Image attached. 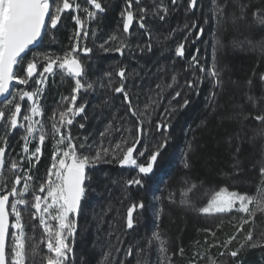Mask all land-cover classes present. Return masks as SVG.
<instances>
[{"label": "trees", "instance_id": "16d2710c", "mask_svg": "<svg viewBox=\"0 0 264 264\" xmlns=\"http://www.w3.org/2000/svg\"><path fill=\"white\" fill-rule=\"evenodd\" d=\"M126 2L127 0H111L114 8L105 9L103 13H99L98 27L103 36L109 34L114 27L121 5ZM181 2L182 0H177L176 4H172L170 0L165 1L168 14L163 20L158 19L157 32L165 36L174 23L185 19L187 25L194 28V31L184 37L187 42L183 43L185 48L183 57L176 55L173 57L174 53H170L173 44L168 42L167 45L165 43L164 46L167 48L163 49V52L156 42L158 39L159 41L163 39H160L153 28L144 29L142 33V36L151 44L150 50L147 48L134 52L127 47L123 55L115 52L112 56L103 57H100L99 51L92 52L93 55L95 53L97 57H100L99 62L96 63L98 73L108 70L103 69L101 65L115 67L117 64L120 67L123 65L135 68L132 70L134 93L129 96L133 99H143L148 95L147 112H155L151 124L154 126L149 135L167 137L168 143L161 157L158 158L153 174L143 178L145 182L142 188L127 187L125 184L127 195L124 196L123 192L118 190L114 197H109V201H99L95 209L91 207L95 199L90 201L92 196H89L88 202H90L85 205V215L79 220V225H83L76 228L75 241L76 248L84 253L85 261L77 260L73 264H104L105 250H110L116 242L130 246L132 251L130 256L122 251L121 254L116 253L115 255L119 254L117 264H134L136 258L146 264L150 260V253L152 264L157 255V243L153 241L149 245L148 241L155 231L156 199L151 200L147 196L151 195L153 190L158 194L156 196L160 197L159 203L162 209L158 230L168 241L166 247L169 256H173V264H198L202 260L200 256L211 257L217 264H264V235H262L264 214L258 213L254 221L244 225V230L239 233L237 240L228 246L229 251L239 249L237 256L231 257L226 254L222 257L219 253L225 250L222 247H211V245L222 244L235 233L237 230L235 225L242 215L232 214L235 216L234 219L233 216L230 217V214L206 215L179 203L181 193L188 187L185 181L197 185L196 189L189 194L196 208L206 206L212 195L224 187H227L229 191L249 195H255L258 190L259 169L264 165V135L259 133L260 129L264 128V123L257 121L255 117L264 115V80L261 79L264 76V50L258 44L259 41L264 40V26L256 22L254 14L259 12L264 15V0H219L218 4L224 6V15L219 18V22L217 18L216 23L211 12V0H197L196 9L188 8V0H183L182 5ZM185 6L189 11L187 16L184 14ZM242 13L243 18H240ZM208 19L209 24L203 27L205 20ZM60 27L61 24H58L57 29L52 30V33H56V38L54 37L52 42L55 45L61 43L63 47H66L69 43L70 29L60 30ZM200 28L204 30L202 37L198 35ZM73 29L76 30V25ZM89 31L88 47L92 44L90 42L92 33L91 30ZM213 31L220 38L222 45L217 48V56L219 69L224 77L219 75L221 83L218 87L213 77L212 82L208 80L210 77L208 69L212 68L214 63H212L211 46L204 45L208 33ZM248 40L257 46H250L247 43ZM188 43H191L190 48L187 46ZM44 44H46V38L36 51H42ZM53 48L57 49V47ZM195 50L200 65L205 68L203 73L193 68L189 62L188 56ZM213 50L215 51V48ZM171 63L175 64L174 67L178 69L179 76L183 80H191V76L188 75L192 68L196 77H201L203 82L195 89L187 87L186 90H180V97L173 99L177 90L174 91L172 87H169L173 69L170 66ZM109 72L118 78L115 70ZM98 73L89 76L90 82L96 89L100 84ZM82 79L85 80V77ZM127 79L128 76L124 81L125 89L128 87ZM54 83L53 81L49 83V88H52V91L48 93L49 97L57 96L60 92L59 85ZM87 92L89 95L84 101L85 112L78 116L84 127L80 128L79 124L75 123L71 126L72 133L89 137V140H93L96 144L101 141L105 145L109 142L113 144L119 142L120 136H117L118 131L115 129H121L120 125L123 126V124L116 120L111 110L112 104L106 103V97L98 98V93L91 95L90 90ZM213 92L216 93L215 97L212 96ZM107 93L109 96H115L114 103L127 111L126 104L120 105L123 94H114L113 91L111 93L107 91ZM149 96H152L155 102L152 106H150ZM249 97L252 99L250 100ZM184 100L188 101L187 106L180 107ZM173 108L175 111H172ZM164 121L169 125L167 132L155 131V125ZM109 124L112 125V129L101 138L100 133L104 132ZM121 132L123 134V131ZM124 137L127 138V135ZM189 145L192 146L191 151H188ZM154 146L151 144L150 149ZM42 152L44 156L40 157V163L34 168V173L43 170L50 163V149L43 146ZM186 152L188 168L184 167ZM89 169L95 177L94 186L107 194L110 190L107 192L106 188L108 189V185L112 186L115 180L122 185L127 179L137 174L135 169L121 167L116 162L100 163ZM103 172H107L110 177L101 180L99 177ZM12 186V179H0V189L4 190ZM149 186H152V189H149ZM170 195L177 201L176 203L169 200ZM139 202H143L144 208L134 211V226L128 229L126 227L127 211L132 204ZM107 204L114 205V213L110 217H105L103 214ZM250 229L253 230V240L257 241V246L251 247L249 242L240 248V244L244 243L245 234ZM212 233L215 235L213 236ZM151 246L153 247L150 248ZM181 248L184 250L183 255L180 254Z\"/></svg>", "mask_w": 264, "mask_h": 264}, {"label": "snow or ice", "instance_id": "6c2138e0", "mask_svg": "<svg viewBox=\"0 0 264 264\" xmlns=\"http://www.w3.org/2000/svg\"><path fill=\"white\" fill-rule=\"evenodd\" d=\"M170 2L176 4L177 0H170ZM86 3L92 7V10L82 7L77 0H0V173L5 169L8 136L14 131L21 130V139L23 140L20 159L12 160L9 164V169L15 174L13 186L10 190L5 188L0 191V264H26L30 258L34 261L38 255L41 257L42 264H68L73 252L76 221L81 211V201L87 191L86 180L90 179L86 170L100 163L116 162L121 167L136 170L137 174L125 181L126 186L142 188L145 182L143 178L153 174L158 158L167 147V137H162L150 152L146 145L141 146V141L148 137L152 130L151 121L145 115L147 106L144 111L138 112L129 93L125 90L126 70L123 67L116 72L121 82L113 90L123 94L127 113L134 118L133 125L123 129L124 132L129 133L131 139L122 134L119 142L114 144L109 142L108 145H105L101 141L93 147V145L87 144L88 137L85 136L81 139L72 135L71 126L76 122L75 118L83 114L86 108L84 102L77 105L79 94L81 90L93 89V83L82 79L86 77L87 73L85 64L78 54L88 55L92 52L86 43L89 38L88 23L96 19L98 13L105 11L99 0H86ZM213 3L219 22V18L224 15V6L216 4L215 0ZM134 4L137 6L135 11L133 10ZM154 6L156 12L153 14L163 20L168 14V8L155 3V0ZM188 8L196 9L197 0H188ZM81 11L85 13L84 18L79 15ZM66 12L77 13L72 17L77 27L71 38L70 49L62 55L52 52L38 53L36 49L40 47L43 39L50 36L51 30L57 29V25L61 24L62 15ZM148 12V8L141 6V0H127L126 8L121 12L123 17L122 32L131 35L130 29L134 20L137 21L140 29L146 30L147 25L144 21ZM254 15L256 22L264 26V15L259 12ZM240 18H243V13ZM203 31V28H200L198 35H202ZM111 39L117 40V37L113 36ZM247 43L252 47L257 46L251 40H248ZM216 44L222 47L219 39ZM258 44L264 50V40L259 41ZM100 46L103 48L104 44ZM127 47L128 44L124 40H120L114 50L123 55ZM146 47L150 50L151 44ZM175 55L178 57L185 55L183 43L175 48ZM191 66L201 73L205 72L204 66L200 65L196 55L191 57ZM58 70L73 79L74 87L72 95L63 97L61 107L48 117V120L51 121L49 133L45 130L44 109L40 101L44 97L49 79L52 78L55 82ZM209 75L214 78V83L218 87L221 82L215 64H213ZM261 79L264 80V76ZM172 82H176L175 77L172 78ZM202 82L203 79L197 76L195 83L191 80L186 83L189 89H195ZM30 83L31 89L27 87ZM19 85L26 87L19 88ZM180 95V91H176L173 99L179 98ZM215 95L216 93L213 92L212 96L215 97ZM249 99L251 100L252 97ZM187 103L188 101L184 100L180 107L187 106ZM65 104L67 107H63ZM172 111H175V108ZM255 119L264 123V115H258ZM79 127L83 128L84 124L79 123ZM168 127L166 121L160 122L155 125V131L167 132ZM110 129H112L111 124L104 132L100 133L101 138L107 135ZM115 131H121V129L117 128ZM259 134L264 135V128L260 129ZM49 135L54 142L51 164L45 178L33 188L31 182L34 180V175L32 171L40 163V157L43 155L42 148ZM33 141H36L35 146L30 150L29 145ZM138 147L141 148L140 151H137ZM85 148L88 151H81ZM191 150L192 146L189 145L188 151ZM146 152L148 155L145 157ZM141 157L145 158L144 161L138 162ZM25 161H27L26 166ZM184 167H189L187 152L185 153ZM259 172L260 180L255 195L229 191L227 187H224L212 195L206 206L199 208L194 206L189 196L197 185L185 181L188 187L181 193L179 200L181 205L206 215L243 214L235 225L237 229L235 233L222 244L213 243L211 245V247H222L225 250L219 253L222 257L226 254L231 257L237 256L239 249L229 251L228 246L237 240L239 233L244 230V225L254 221L258 213L264 214V165L260 167ZM29 192L32 195L27 198ZM168 198L173 203L177 202L172 195ZM20 206H23V211L35 210L32 212L31 219L38 220L39 223L33 225V231L36 227L43 229V235L38 243L30 247L26 246L27 234ZM137 208L143 209V202L132 204L129 207L126 215L128 229H132L134 226L133 213ZM234 218L235 216H233ZM212 235L214 236L215 233ZM28 239L32 238L28 237ZM153 241L158 242L159 250L164 254L167 264H171L170 259L167 258L166 245L168 241L158 231L153 232L152 238L148 241L149 245ZM249 242H251V247L257 246V241L253 240L252 229L245 234L244 243L240 244V248ZM40 245L46 247L47 255L40 252ZM183 253L184 250L181 248L180 254L183 255ZM131 254L132 251L129 248L127 255ZM197 255L200 256L199 253ZM200 258L204 257L200 256ZM212 264H217V262L212 261Z\"/></svg>", "mask_w": 264, "mask_h": 264}, {"label": "rangeland", "instance_id": "374dc122", "mask_svg": "<svg viewBox=\"0 0 264 264\" xmlns=\"http://www.w3.org/2000/svg\"><path fill=\"white\" fill-rule=\"evenodd\" d=\"M165 1L166 0H155V3H159L163 7H165V4H166ZM218 1L219 0H215V3L218 4ZM77 2L80 3L82 7H88L89 10H92V7L89 4L86 3V0H77ZM99 2H101L102 6L106 10L114 8V5L112 6V4H111V0H99ZM126 3H123V5H121L119 13L117 14V18H116V20L114 22L115 25L110 30L109 34L107 33L106 35L103 36L101 31H99V27H98L99 18H100V16H98L99 13L97 14L96 19L91 20L88 23V30H91V33H92V36H91L92 40H90V42L92 44L90 45V47H91V49L94 48V49H92V52L96 53L97 51H99L100 57H103L105 55H111V56L114 55L115 52H116L114 49L119 44L120 40H124V42L128 44V47H130L134 52L139 51V49H143V50L147 49L146 45L149 44V41H148V39H145L144 36H142L143 35L142 33L144 32V29H140L138 27V23H137L136 20H134L133 26L130 29L131 35L124 34L122 32L123 17L121 16V12L126 8L125 7ZM182 4H183V0L181 2V5ZM141 6H144V7L149 9V12L147 13L145 21H144V23L147 25V29L153 28V31H155L158 34V32H157L158 22L157 21L159 19V16L153 14V13L156 12V7L154 6V0H141ZM136 7L137 6L134 4L133 5V10L134 11L136 10ZM183 9H184V6H183ZM185 9H186V12L184 14H185V16H187L189 11L186 8V6H185ZM211 12H212V16H213L214 22L216 23L217 22V16H216L215 11H214L213 0H211ZM76 14L77 13L66 12L64 15H62V18H61V22L62 23H61V27L59 29L60 30H66L68 28L70 29L69 33H68L70 35L69 43L67 44V46L63 47V45L61 43H58L56 45L53 44L54 42H52V39H53V37L56 38V33L55 32L52 33V30H51L50 36L46 38V44H44V49L42 51L38 52V53L52 52V53H55V54H58V55H62L65 51L69 50L71 38H72L73 32L75 31L73 29V26L76 25L75 21H74V19L72 17L74 15H76ZM79 15L81 16V18L85 17V13L83 11L79 12ZM137 15H139V13H137ZM208 21H209V19L205 20V22L203 24V27H206V25L209 24ZM216 26H215V30L217 28ZM193 31H194V28L190 27V25H187V22L185 21V19H183L182 21H177L176 23H174V25L169 29L168 33L165 36H163L161 33H160V35L158 34V36H160V39H163V40L159 41V39H158V41H156V42H158L159 47L161 48V50L163 52H164L163 49L167 48V46H164L165 43H166V45H167V42L170 43V44H173V48H172V51H170V53L171 54L174 53L173 54V57H174L175 48L177 46H179V44H181V43H186L187 40H185L184 37L187 34H192ZM113 36L117 37V40H112L111 37H113ZM200 36L202 37V35H200ZM201 37H200V39H201ZM217 39H220V38H218V36L215 34V31H213V33H208L206 41L204 42V45H207V46L210 45L211 46V49H212V61H213L212 63L215 64L216 70L219 72L220 77H224L223 73L220 72L219 64H218L217 48H219V46L216 44ZM87 41H86V43H87ZM106 41L108 43H105ZM101 44H104L103 48L100 46ZM190 44L191 43H188L187 46L189 47ZM220 44H221V42H220ZM53 47H55V48L57 47V49H54ZM213 48H215V51L213 50ZM46 49H49V50H46ZM92 52L90 54H88V55H85V56L82 55V54H78V55H80L81 61L85 64L86 73H87V75L85 77L86 82H90L91 78L89 76L91 74L98 73V71H99L98 69H96V63L99 62L100 57H97L95 55V53L93 55ZM196 52L197 51L195 50V52H193L192 54H190L188 56L189 57L188 59H189L190 63H191V57L193 55H196ZM101 66L104 67L103 69H105V70L108 69V70L104 71V72L101 71L102 73H98L100 75L99 78H98V79H100V80H98L100 84L98 85L97 89L95 88V86H93V89L90 90V94L91 95H93V94L97 95V93H98L99 94L98 98L100 97L102 99H104L106 97L105 98V101L107 100L106 103L107 104H109V103L112 104L111 105V110H113V113H114V116H115L116 120L118 122L120 121V124H123V126L120 125L121 131H123L124 128L131 127V124L134 122V119H132V117L130 116V114L127 113V111L122 110V108L119 107V104H115L114 103L115 98H116L115 96H113V95L109 96L108 93H107V91L110 92V93L113 91L114 94L116 93V92H114L113 89L115 87L119 86L121 81H120L119 77H118L119 79L115 78V75L112 74L109 71L113 72L115 70V73H116L120 66H117V64L115 65V67H112L110 65L108 67H106V65H101ZM170 66L173 67V69L171 70L172 72L169 70V72L172 73L171 81H170V85H171L172 89H174V91H175V89L177 91L186 90L187 89V83H186L187 81L183 80L179 76L178 69L176 67H174L175 64L171 63ZM121 67H123L125 70H128L127 72L125 71L126 78L128 76V79H127L128 87H126L125 90L130 95H133V93H134L133 92L134 85L132 86V84L134 82V79L132 80V77H133L132 70L135 69V68H130V66H123V65ZM211 69L212 68L209 67L208 71L210 72ZM109 73H111V76H109ZM188 76H191V78H190L191 80H193L196 77V75L193 72L192 68H191V72H190V74ZM173 77H175V79H176L175 83L172 82V78ZM208 80H210L211 82L213 81L211 76L208 78ZM52 81H53L52 78H50L49 79V83L52 82ZM193 81H195V80H193ZM49 83H48L47 88L45 89L44 97L41 99L40 103H41V105H42V107L44 109L43 120H44V123H45V130L50 133V131H51V121L48 120V117L52 114L53 111H56L58 108L61 107V100H62L63 97L72 95V88L74 87V81H73V79L71 77L63 75L58 70L57 71V75L55 76L54 85H59L60 92L57 94V96L53 95L52 97H49V94H48L49 92L52 91V88L51 87L49 88V86H50ZM18 87L19 88H24L26 86L19 85ZM27 87L29 89H31V87H32L31 83ZM87 91L81 90V93L79 94V97L77 99V105H79L81 102H84V101L87 100V97L89 95V93ZM210 91H211V89H210ZM101 93H102V95H100ZM149 97H150V101H151L150 102V106H152L155 102H154L152 96H149ZM147 98H148V95H147V97H144L143 99H138V98H134L133 99V97L131 96V99L133 100L134 105L137 107V111L138 112H141V111L145 110V106H147V104H148V103L146 104ZM120 101H121L120 105L121 106L122 105L125 106V103L123 102L122 98H121ZM63 107H67V105L65 104V105H63ZM117 108H118V110H117ZM126 110H127V108H126ZM22 113H23V108H22ZM154 113H155L154 111H151L150 113H148L147 111L145 112V115L151 121V124L153 123V120H152L153 116H155ZM79 119L80 118H78V116H77L75 118L76 122H74L73 124L81 123L79 121ZM112 120H113V118H112ZM153 126L154 125H151V128ZM145 127H148V125H145ZM121 131H118V134H117V136H120V138H121V135H122ZM134 132H135V130L133 128V135H134ZM72 135L74 137H80L81 139H83V137H84L83 135H79L78 136L74 132L72 133ZM126 135H127V138L131 139V137L129 136V133L123 131V136H126ZM89 139L90 138L88 137V140ZM160 139H161L160 135L159 136H157V135L156 136L155 135L150 136L149 135L148 137H146L144 140L141 141V146H145L146 145L148 147L149 152H150V151H152L154 149V148L150 149V145L151 144L155 145L156 143H158L160 141ZM88 140H87V144L93 145V147H95L96 142H94L93 140H89V142H88ZM35 143H36V141H33V143L29 145L30 150L34 148ZM78 143H79V141H78ZM22 145H23V140L21 139V130L14 131L10 136H8V146H7V150H6V154H5V161H6L5 169H4V171L2 173H0V179L10 178V179H12V185L14 183L15 174L9 169V164H10V162L12 160H17L18 161L20 159V156L22 155ZM44 147L45 148L48 147L50 149L51 156H52V153H53V150H54V142H53V140H52L50 135H49V138L45 140ZM140 150H141V148L138 147L137 151H140ZM81 151H88V149L87 148L81 149ZM147 155H148V152L145 153V157ZM51 156L49 157V160H50L49 162L50 163H49V165L46 168H43V170H40V171H36V173H34V169H33L32 174L34 175V180L31 182L32 185H33V188H35L37 186L39 181H42L45 178L47 170H48V168H49V166L51 164ZM144 159H145L144 157L139 158V162L144 161ZM26 165H27V161H25V166ZM86 171H87L88 175L90 176V179L87 180V183H86L87 191H86L85 197L81 201V211H80V214L77 217V221H76L77 222V228H79V226L83 225V224L79 225V220H80V218H82L83 215H85V205L88 202V198H89L90 195L92 196V197H90V201L95 199L93 201V203H92L93 205L91 206L92 209H95V206L97 205V203H99V201H102V200L103 201H107V200L109 201V197H111V196L114 197V195L117 194L118 190H121L123 192L124 196L127 195L124 182L121 185L119 182H117L114 179L115 182L113 183V185L112 186L108 185V189L106 188L107 192H108V190H110L109 194H107V193L103 192L101 189H99L98 187L94 186L95 177H94L93 173L91 172V170L87 169ZM109 177H110V175L107 172H103L102 175L99 178L101 180H105V179H107ZM111 179L113 181V178H111ZM22 183H23V181H22ZM161 184H163V183H161ZM159 186L161 188H163L161 185H159ZM10 189L11 188H8L7 190H10ZM149 189H152V186H149ZM0 191H3V190L0 189ZM153 191H155V190H153ZM162 191H163V189H162ZM152 192H151V195L149 194L147 196V198L151 199V200L153 198L156 199V203H155V206H154V211H155V216H156L155 217V221L156 222H155V231L154 232H157V231L159 232L158 227L160 225V216L162 214L161 204L159 203L160 197L156 196V195H158L157 193H155V192L152 193ZM152 194H155V195H152ZM31 195H32V193L29 192L27 194V198H30ZM41 195H43V194H41ZM128 205L129 204H127V206ZM127 206H126V208H127ZM20 207H21V209L23 211V206H20ZM106 207L107 208H106V210H105V212L103 214L105 215V217L106 216L110 217L112 215V213H114V209H113L114 205L113 204H107ZM137 209H138V211H140L139 208H137ZM34 211H35L34 209H30L29 211H23V220H24V223H25V232L27 234V237H26V246L27 247H30L31 245H33L35 243H38L39 239L43 235V229L40 228V227H36L35 230L33 231V225H36V224L39 223L38 220H32L31 219L32 212H34ZM229 214H230V217L233 216L232 215L233 213H229ZM235 214H240V213H235ZM217 215L221 216L220 214H217ZM240 215H243V214H240ZM103 221H104V219H103ZM28 237H31L32 239H28ZM76 237H77V231H76L75 239H74V243H73V252L71 254V259L69 260L68 264H73L74 261L77 262V260L80 261V262H84L85 261L84 253L81 252L79 250V248H76V244H75ZM156 243H157L156 244L157 255H156V259L154 260V262L152 264H167V260L165 259L164 254L161 253L160 250H159L158 242H156ZM152 247L153 246H151L150 248H152ZM129 248H130V246H126L123 243H119L118 244V242H116L114 244V246L110 250H107V249L105 250L104 255H105V257H107V260L104 261V264H117L118 257H119V254H121V251L123 253H127ZM40 252L43 255H47V250H46V247L44 245H40ZM116 253H119V254L115 255ZM82 254H83V256H82ZM150 256L152 257L151 253H150ZM151 257H150V260H152ZM167 258L170 259L171 264H173L172 263L173 256H169L168 251H167ZM150 260L146 264H151ZM26 264H42L41 257L39 255L36 256L34 258V261L30 258V261L26 262ZM134 264H144V262H140V261H138V258H136ZM198 264H212V258L211 257H204Z\"/></svg>", "mask_w": 264, "mask_h": 264}, {"label": "water", "instance_id": "95a60500", "mask_svg": "<svg viewBox=\"0 0 264 264\" xmlns=\"http://www.w3.org/2000/svg\"><path fill=\"white\" fill-rule=\"evenodd\" d=\"M13 83H15V82H13ZM86 183H87V180H86ZM10 200H11V197H10Z\"/></svg>", "mask_w": 264, "mask_h": 264}]
</instances>
